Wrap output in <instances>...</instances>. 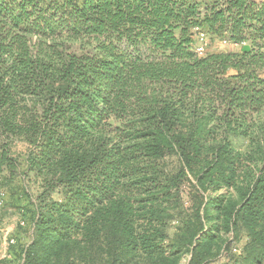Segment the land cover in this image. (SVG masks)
<instances>
[{
  "label": "trees",
  "instance_id": "1",
  "mask_svg": "<svg viewBox=\"0 0 264 264\" xmlns=\"http://www.w3.org/2000/svg\"><path fill=\"white\" fill-rule=\"evenodd\" d=\"M200 31L237 48L200 56ZM17 140L25 264H213L241 230L264 264V0H0V178Z\"/></svg>",
  "mask_w": 264,
  "mask_h": 264
},
{
  "label": "rangeland",
  "instance_id": "2",
  "mask_svg": "<svg viewBox=\"0 0 264 264\" xmlns=\"http://www.w3.org/2000/svg\"><path fill=\"white\" fill-rule=\"evenodd\" d=\"M205 52L200 56L209 53H219L232 51L235 47L230 44L228 38L207 33ZM28 146L22 140H17L13 146V154L19 163L17 175L13 179L6 176L0 178V264H25V249L33 240L34 235V213L37 209V197L41 191V182H36L33 174L26 173V158L28 154ZM175 160H172L174 163ZM196 182V181H195ZM196 184V183H195ZM192 186L185 183L182 187V197L179 200V206L173 210L174 218L167 223L168 235L171 239L175 237V233L184 217L192 213L190 204V189ZM234 196L237 191L230 189ZM225 189L215 191L212 188L205 192L212 195V198L227 193ZM59 199V197H55ZM224 250L222 257H218L213 264H219L224 258L234 259L240 252H244V246L247 241L245 231H239L236 236L233 232H227L223 235ZM13 242V243H12ZM228 248L229 250H227ZM190 255L184 253L181 263L188 264ZM75 260V264H87ZM224 264V262H223Z\"/></svg>",
  "mask_w": 264,
  "mask_h": 264
},
{
  "label": "built area",
  "instance_id": "3",
  "mask_svg": "<svg viewBox=\"0 0 264 264\" xmlns=\"http://www.w3.org/2000/svg\"><path fill=\"white\" fill-rule=\"evenodd\" d=\"M206 40H207V37H206L205 33L200 31V33H199V43H198V46L196 48V51L199 54H202L205 51L206 42H207ZM241 256H242V252L238 253L236 258L231 259V260L230 259L224 260V258H222V260H220L221 262L219 264H223V262H224V264H241V262H240Z\"/></svg>",
  "mask_w": 264,
  "mask_h": 264
},
{
  "label": "water",
  "instance_id": "4",
  "mask_svg": "<svg viewBox=\"0 0 264 264\" xmlns=\"http://www.w3.org/2000/svg\"><path fill=\"white\" fill-rule=\"evenodd\" d=\"M243 50H244V51H248V50H250L249 45H244V46H243Z\"/></svg>",
  "mask_w": 264,
  "mask_h": 264
}]
</instances>
